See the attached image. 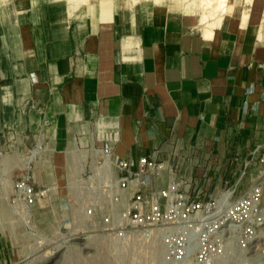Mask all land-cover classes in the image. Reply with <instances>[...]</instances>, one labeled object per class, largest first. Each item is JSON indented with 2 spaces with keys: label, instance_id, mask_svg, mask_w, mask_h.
I'll list each match as a JSON object with an SVG mask.
<instances>
[{
  "label": "crops",
  "instance_id": "0c3cea01",
  "mask_svg": "<svg viewBox=\"0 0 264 264\" xmlns=\"http://www.w3.org/2000/svg\"><path fill=\"white\" fill-rule=\"evenodd\" d=\"M228 3L213 27L184 7L171 15L117 0L62 14L0 9V150L67 163L69 151L113 133L124 157L168 149L171 139L216 162L246 156L264 86V18L248 0Z\"/></svg>",
  "mask_w": 264,
  "mask_h": 264
},
{
  "label": "built area",
  "instance_id": "2783aa9c",
  "mask_svg": "<svg viewBox=\"0 0 264 264\" xmlns=\"http://www.w3.org/2000/svg\"><path fill=\"white\" fill-rule=\"evenodd\" d=\"M119 143L117 134L104 133L87 152L78 151L87 157L77 161L82 165L87 160L88 165L75 181L72 199L82 200L78 196L85 190L91 203L71 207L73 215L88 219L91 243L104 237L116 244H143L163 264H213L230 236L239 247L249 245L255 236L242 237L249 233L248 221L263 228L264 207L259 211L258 204L264 200V170L258 177L251 173L264 163L261 146L246 156L237 150L230 161L216 162L211 153L175 139L168 149L156 147L138 158L119 155ZM250 178L253 184L246 189ZM49 194L23 176L16 183L14 213L25 216Z\"/></svg>",
  "mask_w": 264,
  "mask_h": 264
},
{
  "label": "rangeland",
  "instance_id": "374dc122",
  "mask_svg": "<svg viewBox=\"0 0 264 264\" xmlns=\"http://www.w3.org/2000/svg\"><path fill=\"white\" fill-rule=\"evenodd\" d=\"M117 1L127 2L128 5L147 3L171 15H183L182 7L185 3L182 4V0H163L162 6L157 7L153 0ZM249 1L251 6L258 8L262 13L263 21L264 0H248V3ZM77 3L80 4V0H0V9L11 5L32 4L43 13L62 14L71 11ZM194 3H196L194 7L187 8L201 13L200 1L195 0ZM227 5L230 10L228 2ZM195 16L198 21V16ZM260 89L257 104L251 105V112L254 115L249 129L251 151L260 146L264 149V86ZM78 153L69 151V160L65 163L64 157L38 152L36 149H21L14 152L0 150V246L3 247L0 264H163L154 249L143 244L136 245L129 241L116 244L104 237H100L94 244L90 242L88 236L91 233H86L85 229V220L87 222L88 219L73 215L71 207V204L91 203L88 199L90 195L85 190H81L78 196L80 198L82 195V200L76 202L72 199L77 188L75 181L87 172L88 165L87 160L80 165L77 158L82 160L87 156ZM263 170L264 163L259 162L251 173L258 177ZM23 176L29 177L36 189H49L50 194L48 198L26 210L25 216L20 217L14 213L15 206L12 201L15 197L16 183ZM252 184L253 180L250 178L246 189ZM263 204L264 200L261 199L258 204L259 211L264 207ZM103 212L109 211L106 209ZM101 213L97 210V219L101 218ZM247 224L250 228L249 233L243 234L242 237L245 238L247 235L249 237L251 234L255 236L249 239V245L256 237L263 243V246L257 247L256 252H249L247 256L258 254V258L264 257V226L262 228L257 224H251V221ZM231 239L237 249L245 251V247L238 246L234 236H231ZM241 264H264V259L259 261L245 258Z\"/></svg>",
  "mask_w": 264,
  "mask_h": 264
},
{
  "label": "bare ground",
  "instance_id": "6f19581e",
  "mask_svg": "<svg viewBox=\"0 0 264 264\" xmlns=\"http://www.w3.org/2000/svg\"><path fill=\"white\" fill-rule=\"evenodd\" d=\"M87 0H80V3H85ZM163 0H153V3L157 7L162 6ZM199 7L202 9L201 11V20L202 23L206 24L207 27H213L215 25L216 21L222 20L224 15L226 14L228 10L227 0H199ZM133 2H137V0H134ZM184 3V8L187 10H190L187 8L194 7L196 5L195 0H182V4ZM191 11V10H190ZM248 19V13L244 14V21ZM81 150V149H80ZM78 152V151H77ZM80 155V154H79ZM264 212V209H263ZM231 240V241H230ZM228 242V238L226 239ZM262 245L263 243L260 242L259 238H253L250 242V245L248 248H245V251H243L241 248L237 249L236 245L233 243L231 236L229 237V243L224 247V251L221 255L218 257H215V260H213V264H241L245 258L248 260H259L262 261L264 257H259L258 254H253V256L248 257L247 254L250 252H256L257 247Z\"/></svg>",
  "mask_w": 264,
  "mask_h": 264
}]
</instances>
